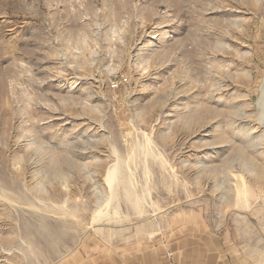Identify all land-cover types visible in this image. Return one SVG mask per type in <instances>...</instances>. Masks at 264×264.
Here are the masks:
<instances>
[{"label": "rangeland", "instance_id": "1", "mask_svg": "<svg viewBox=\"0 0 264 264\" xmlns=\"http://www.w3.org/2000/svg\"><path fill=\"white\" fill-rule=\"evenodd\" d=\"M176 221L264 264V0H0V264Z\"/></svg>", "mask_w": 264, "mask_h": 264}, {"label": "crops", "instance_id": "2", "mask_svg": "<svg viewBox=\"0 0 264 264\" xmlns=\"http://www.w3.org/2000/svg\"><path fill=\"white\" fill-rule=\"evenodd\" d=\"M174 225L173 235L170 233L167 238L111 243L100 254L86 255L82 264H240L233 254L227 257L231 245L225 235H215L207 228L185 229L186 225L178 226L177 221Z\"/></svg>", "mask_w": 264, "mask_h": 264}, {"label": "built area", "instance_id": "3", "mask_svg": "<svg viewBox=\"0 0 264 264\" xmlns=\"http://www.w3.org/2000/svg\"><path fill=\"white\" fill-rule=\"evenodd\" d=\"M124 80L127 81V79H124ZM170 264H180V263H178V262H172Z\"/></svg>", "mask_w": 264, "mask_h": 264}, {"label": "bare ground", "instance_id": "4", "mask_svg": "<svg viewBox=\"0 0 264 264\" xmlns=\"http://www.w3.org/2000/svg\"><path fill=\"white\" fill-rule=\"evenodd\" d=\"M113 175V174H112ZM112 175H110V176H112ZM114 177V176H113ZM113 177H111V180H113Z\"/></svg>", "mask_w": 264, "mask_h": 264}]
</instances>
